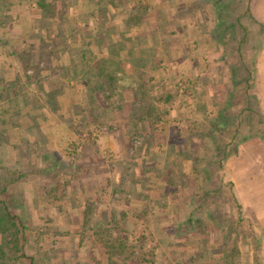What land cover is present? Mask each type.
I'll return each instance as SVG.
<instances>
[{
	"label": "rangeland",
	"instance_id": "rangeland-1",
	"mask_svg": "<svg viewBox=\"0 0 264 264\" xmlns=\"http://www.w3.org/2000/svg\"><path fill=\"white\" fill-rule=\"evenodd\" d=\"M48 1L52 3L55 13L42 18L34 3L27 4L26 0H0V21L6 23L5 26L0 25L3 44V49L0 48L3 53V58L0 59V78H4L0 82V89L6 87V97L0 101V110H4L0 114V188L5 189L2 198L9 210L24 225L25 253L34 257V264H97V259L104 264H119L120 261L125 262L124 258H120V255L117 258L115 255L112 259L107 257L103 240L108 243L109 239V245L117 246L118 235L125 226L131 234L126 245L121 244L120 248L123 246L128 252L129 245L133 242L131 237L135 239L142 235L145 237L143 251L153 250V260L152 257H143L146 261L140 264H194L193 248L202 243L208 248L206 252L210 251V256L215 257L214 264H261L264 250L260 237L263 234L256 231L252 223L245 220L244 223L242 218H238L242 210L232 198V187L225 182L223 170L220 169L217 174L213 160L206 170L210 176L203 187L209 191L205 200L197 199L199 195L196 194L193 199L190 191L180 193L177 185L165 190L168 198H164L166 206L162 209L152 206L164 205L155 202L159 195L152 194L149 199L147 195L140 193L139 187L138 193L133 192L131 188L136 186L130 183L134 173L132 171V175H128L122 164L131 158V161H145L147 165H154L158 169L159 161L164 164L168 162L169 166L173 161L181 160L178 151L212 155L217 147L206 149L208 147H203L202 140L193 139L185 130L192 123L199 136L201 131L212 127V124L218 122L220 115L224 114L228 124L219 131L211 132L217 144L234 142L230 140L234 133L235 139L253 133L264 139V124L259 122L254 112L261 110L258 100L256 101L258 98L254 90V74L248 76L245 72L238 73L236 70L237 63H252L253 49L260 46V39L256 36L257 24L250 18V9H244L246 0H233L239 3L235 9L215 8L214 3L209 7L208 0H144L146 2L143 3L148 4L150 17L137 30L146 36L147 46L151 45L156 50V54L148 60L147 72L143 75L145 80L150 79L147 82L148 95L153 97L170 91L175 98L167 108L160 103L156 104L158 109H165V114L156 123L145 118L139 121L137 131L131 132L132 136L127 129L132 128L134 119L146 112V109L141 107L139 110L140 101L133 98L130 90H124L122 108L120 111L108 112L107 120L99 110L90 111V102L86 97L87 86L78 82L85 76V70H82L80 61L76 59L77 55L68 49L70 46L86 45L92 39L95 43L88 42V48L105 55L109 52L108 44L97 45L95 38L106 36L107 29L111 40L117 43L118 34L124 32V22L130 9L135 3H140V0H128L124 7L118 6L113 16L109 14L110 18L106 20L108 23H104L105 30L95 27L98 20L96 23L87 20L89 13L96 19L98 11L97 8L90 10L87 6L81 10L82 0H66L71 5L65 4V0ZM220 2L223 5L226 1ZM197 5L204 10L203 13ZM79 10L83 16L77 25L92 32V35L87 36L77 29L74 35L76 40L72 41V36L69 37L71 23L69 20L65 22L64 16L72 12V15H77ZM109 10L111 11L110 8ZM155 10L161 15L160 23L164 25L159 31L157 23L151 17ZM104 11L108 15V11ZM239 15L243 24L235 26L234 20ZM208 17L218 19V23L214 26L202 24V20L209 21ZM230 24L231 30L227 31ZM58 27H61L66 37V46L62 45L64 36L57 34ZM245 29L247 34L244 35L242 32ZM238 30H241L242 36L237 33ZM153 32L151 38L150 33ZM28 41L34 42L33 49L30 54L22 53L21 49L26 47ZM132 42L122 44L126 48L132 44L136 49V43ZM238 43L239 48H236ZM10 52L13 53L9 56ZM118 56L114 58H125V50L121 49ZM27 59L31 67L23 69ZM72 61L75 66L65 70ZM212 63L214 65L211 66ZM155 64H159L156 69ZM77 73L81 74L76 76ZM246 77H250L249 93L255 91V99L251 105L253 112L240 114L241 108L245 107ZM193 95L204 104L203 108L197 107L198 104L192 99ZM91 96L94 104H100L97 102V95ZM28 102H32L34 108ZM224 108L226 113H218ZM213 109L214 112H211ZM111 116H118L119 119L128 117L127 123H121L116 128L112 123L114 121L110 122ZM210 118L211 123L207 120ZM261 119L264 120V116ZM88 125L92 130L91 137H86L85 126ZM252 131L254 132L251 133ZM146 134L156 138L152 142V154L142 160L145 152L140 151L139 147L148 136ZM255 135L249 136L250 143L259 140ZM117 146L121 150L122 147L125 148L123 160L119 158L120 152L116 153ZM241 146L244 144H229L227 155L233 154ZM174 166L172 164L168 171L167 178L171 182L178 178L175 177L177 174ZM100 167L105 169L102 171L105 172L104 175L109 171V177L119 179V185L116 191L112 186L108 191L103 189V195L98 196L105 201H99L100 204L96 201V204L94 200H97L99 192L94 191L100 188L97 174ZM146 172L155 178L153 169ZM155 172L160 174L161 170ZM90 178H94L92 184L95 189L89 200V190L85 184ZM199 183L195 181L190 189L195 191ZM216 187L218 193L213 194ZM173 189L176 192L174 194L171 193ZM112 199H115L114 203L111 202ZM200 202L202 204L198 208ZM148 206H152L151 209ZM0 207L2 208V204ZM117 213H123L125 217L117 218ZM188 214L192 216L189 225L185 223ZM112 215H115L113 222L119 220L120 227L108 232L102 220L106 217L110 221ZM84 220L86 224H83ZM200 221L206 223L197 228V233L201 234L192 233ZM93 226L101 227L97 237L93 234ZM185 233H189L186 234L187 241L183 239ZM252 236L255 238L254 242ZM100 255L103 258H99ZM208 263L210 262L206 261L204 264Z\"/></svg>",
	"mask_w": 264,
	"mask_h": 264
},
{
	"label": "trees",
	"instance_id": "trees-1",
	"mask_svg": "<svg viewBox=\"0 0 264 264\" xmlns=\"http://www.w3.org/2000/svg\"><path fill=\"white\" fill-rule=\"evenodd\" d=\"M77 1V0H75ZM128 0H82L81 3V10L84 8V6H87L93 10H95L97 8V13L96 15V19H93L94 16H92L91 13H89V15H87V20L90 22H94L96 23V20H98L99 23H97L96 26L100 27L101 30L104 29V23L107 22L106 20H108V18H110V16L114 15V11L117 9L118 6L122 5V7H124V5L127 3ZM65 4L67 5H71V3L69 4L68 1H63ZM140 3H135V5L132 7V9H130L128 16L126 17V20L124 22V32H121L118 34V42L115 43L111 40L110 36H109V31L106 29V31L108 32L106 34V36H101V37H96V43L97 45H101L102 43L108 44V49L109 52H107L105 55H101L99 54V52L94 51V49H89L88 47L90 46V44H88V42H92L95 43L94 40H89L87 41L86 45L83 46H70L69 47V51L71 53H74L75 55H77L76 59L78 61H80L81 66H82V70H85L83 73H86L85 76L83 75L80 79V81L78 82H83L86 86H87V91H86V97L88 98V102L89 103V110L90 111H95V110H99V112L103 113L101 115H104V117L106 118V114L110 111L112 112H116V111H120L121 107V102H122V97H123V93L124 90H130L133 94V98H136V100L140 101V107L138 108L139 110L142 109H146V112H144L142 115H140L139 117L135 118V123L133 122L131 124L132 128H128V134L133 131H137V124L139 121H142L144 118L149 120L150 122H157V119L161 116L165 114V109H158L156 104L160 103L162 104V106L167 108V105L169 104L170 106L173 103V100L175 98L174 94L170 91H165V94H161L159 93L158 95H155L153 97L148 95V86H147V82L150 81V79H146L143 77V75H145V69L148 66V60L153 57L156 54V50L154 49V47H152L151 45L147 46L146 43V37L145 35H143L141 32H139L137 29H139L140 27H142L144 24H146L148 22V19L150 17V13L148 12V4L147 3H143L146 2L144 0H140ZM27 4H32L34 3L36 5V7L40 10L41 14H42V18H48L50 16H52L55 12H54V7L52 6V3L48 0H26ZM73 4H75V2H72ZM72 4V7H73ZM66 6V5H65ZM5 6H3L4 8ZM79 7V5H78ZM197 7L200 8L199 5H197ZM109 8L111 9V11L109 10ZM81 10H79L78 14H74L72 15L74 12H72V14L70 13L64 16V21L67 22V20L70 21L71 23V32H70V36H72V41H75L76 38L74 37V35L76 34L75 32L77 31V29L80 31H82V33L84 32L85 35L87 36H91L92 32L90 31H85L82 28H80L77 24L79 19L82 18L83 14L81 12ZM108 11V15L105 14V11ZM247 10V9H246ZM106 11V13H107ZM110 14V16H109ZM154 14V15H153ZM8 15H6L4 18L6 20ZM153 16V19L155 21V23H157V28L159 31V29H162L164 27V25H161L160 23V18L161 15L158 14V11H154V13H152L151 17ZM66 19V20H65ZM159 21V23H158ZM108 23V22H107ZM0 25L5 26L6 23L5 22H1L0 21ZM78 26V27H77ZM232 25H228L227 26V31H230ZM97 28V27H96ZM59 31H58V35L60 36H64L61 27H58ZM104 29V30H105ZM134 31H136V33H133ZM132 32V33H131ZM151 32V31H150ZM141 33V34H140ZM238 34H240L242 36V34L240 33V31L238 30L237 32ZM151 34V38L153 33ZM136 40V49H134V47L132 46V44L130 45L129 48L124 47V45L122 44L123 42L129 44L130 42H132V39ZM243 39V37H242ZM6 41H4L5 43ZM8 42V41H7ZM34 42L32 41H28V43L26 44V47H24V49H21L22 53H31V50L33 49V45ZM66 37L64 36V39L62 40V45L66 46ZM236 48H239V43L238 46H236ZM124 49L125 53H126V57L123 59H115L114 57L118 58V52ZM114 50L118 51V52H113ZM13 52L8 53L9 56L12 55ZM72 62H70V65H67L64 69H72L73 65ZM160 63V62H159ZM237 65V71L239 72H245L246 75L250 76V72L248 70V65ZM159 66L155 64L154 68L156 69ZM31 67L30 61L27 59L26 61H24V65H23V69L29 68ZM243 70H242V69ZM247 68V69H246ZM81 74V73H80ZM80 74H75L76 76L80 75ZM68 78H70V76H68ZM249 79L250 77H246L244 79V84H245V89H244V102H245V107L241 108L240 110V114L242 112H253L251 105L253 100L255 99L254 96V90L251 91L252 93H249V91L251 90V84H249ZM4 81V78H0V82ZM194 91V90H193ZM4 92H6V87H2L0 89V101L6 97L4 95ZM195 92V91H194ZM91 94L97 95L96 99L98 100L97 102H99L100 104H97L95 102H93L92 96ZM230 96H232V93L229 94ZM254 97H253V96ZM99 97V98H98ZM51 98V97H50ZM138 98V99H137ZM192 99L194 100V103L198 104L197 107H199L201 109V107L203 108L204 104L202 105L199 100L197 99V97H195L194 95L192 96ZM92 100V102H91ZM113 100V101H112ZM50 101V99H49ZM52 102V100L50 101ZM30 104L31 108H34V104L31 102H28ZM56 104V102H54ZM201 104V105H200ZM39 107L41 108V105H39ZM59 107V105L57 106ZM98 107V108H97ZM198 108V109H199ZM205 109V108H204ZM203 109V110H204ZM212 108H210L211 110ZM4 110H0V114L1 112H3ZM137 112L138 111H134ZM214 112V109L211 111ZM255 115L257 117V119L259 120V122L261 124H264V120L261 119L262 113L258 110V111H254ZM217 113V111H216ZM218 113H226L225 108L222 109L221 111H218ZM129 114V113H128ZM109 115V114H108ZM115 115V114H114ZM112 117V116H111ZM127 118H122L119 119L118 116L112 117V123L115 124L116 128H118L120 126V124L122 123L123 125L127 123ZM107 120V118H106ZM133 120V121H134ZM210 123H211V118L207 119ZM218 122H215L214 124H212V127H209V129H205L203 131L200 132V135L197 136V131L195 129V127L192 125H189V129L185 130L186 132H189V136L193 137V139L195 140H202V144L203 147H208L206 149H212L214 147H217V149L215 150V152H213L212 155L209 154H202L204 155L202 158V155H199L198 152L197 153H193L191 152H183L182 155L180 154V156H183V154L185 153L187 160H189L191 162V171L194 174L193 177L194 179H197L195 181H199L200 183L196 186V190L192 191V189H190V192L192 194V197L194 199L195 194L199 195V197L197 199L202 200V199H206V197L209 195V191L206 189H203L205 183L208 181L210 174H208L207 167H209L211 164L210 162H212L211 160H213V163L216 165L214 168L217 171V174L219 173L221 166H222V162L223 160L226 158L227 155V146L229 144L232 143V145L234 146H238V145H243L249 142V136H257L259 138V141H263L264 139L262 138L261 135H257V133H253L254 131H252L251 133H253L252 135H241L239 136V139H235L236 136H234L236 133H234V135L231 137L230 140H234V142L229 141L227 144L224 143L223 145L217 144L215 139H213L212 137V133L219 131L221 129H223L225 127L227 123V119L225 118V114L224 115H220L219 119H217ZM213 122V121H212ZM93 124V123H92ZM92 124H90L92 126ZM90 125L85 126V133H86V137H91L92 135V130H90ZM176 128V127H174ZM236 132V130H234ZM212 132V133H211ZM79 133V132H78ZM209 133V134H207ZM81 134V132L79 133ZM127 135V138H129V135ZM260 134V133H259ZM132 136V135H131ZM130 136V137H131ZM154 137L151 136H147L144 138V140L142 141L139 150L140 151H145V148H151L152 147V142H153ZM211 144L213 146H211ZM219 147H218V146ZM211 146V147H210ZM210 147V148H209ZM197 149V148H196ZM154 150V149H153ZM159 152V151H157ZM182 152V151H181ZM204 148H203V153H204ZM193 153V155H192ZM237 153V151L235 150L233 152V155H235ZM178 155V154H177ZM212 158V159H211ZM129 159V158H128ZM126 160V162H130L131 164L134 161H130ZM210 164V165H209ZM134 165V164H132ZM128 167V166H127ZM214 169V170H215ZM220 178V176H219ZM229 184V183H228ZM167 188H170L169 186H172V188H174V186H177L176 184V179H174V182L171 180H169V183L167 184ZM121 190V189H120ZM5 192L4 187L0 188V204H2V208L0 207V264H34V257L31 255H27L24 251L25 249V242H26V238L24 236L23 233V229H24V225L22 224V221L17 217L16 214L12 213L9 208L7 203L5 202L4 198H2V194ZM218 193V187L215 188L214 193L213 194H217ZM232 194V191H231ZM233 195V194H232ZM232 198L234 199V197L232 196ZM202 202H200V204H198V208H200L199 205H201ZM166 204L161 205L160 207L163 208L165 207ZM237 206L239 207V205L237 204ZM3 209V211L1 210ZM192 213V212H191ZM190 213V214H191ZM188 214L187 217H185V223L191 222L192 220V216ZM238 218H240V214L238 215ZM86 221H83V224ZM206 225V223L201 222L198 226L195 227V229L193 231H191L192 233L194 232H198L197 228H199L200 225ZM94 230V236H98L99 235V228L101 227H91ZM104 228H106L109 231H111L112 229H117V225L116 223H114L113 221L110 223H106V225H104ZM179 228V227H178ZM130 232H126V231H122L121 234L118 235V245L117 246H111L109 244H111L108 239V243L107 240H103L104 244H105V248L107 250V257H113L115 255H123L124 253V249L123 246L120 248L121 244L126 245V242L128 241V238L130 236ZM188 233H185V237H183V239H187L188 235H186ZM103 238V237H102ZM144 236H139L136 237L135 239L133 237H131V240H133V242L129 245V251L123 255L124 256V260L127 261L129 259L131 260H137L139 263L141 262H145L146 260L144 258L148 257H152L151 260H153V250L152 249H148L147 251H143L144 250ZM254 236H252V241L254 242ZM163 240V238H162ZM161 240V241H162ZM225 244V243H224ZM256 248V245L254 246ZM205 253H203L202 255L200 254H195V257H208L209 252L204 251ZM211 253V252H210ZM144 257V258H143ZM143 258V259H142ZM255 260L257 259L256 255H255ZM192 259L194 261V256H192ZM148 260V259H147ZM198 261L200 260L199 258L197 259ZM257 261V260H256ZM25 262V263H24Z\"/></svg>",
	"mask_w": 264,
	"mask_h": 264
},
{
	"label": "crops",
	"instance_id": "crops-1",
	"mask_svg": "<svg viewBox=\"0 0 264 264\" xmlns=\"http://www.w3.org/2000/svg\"><path fill=\"white\" fill-rule=\"evenodd\" d=\"M225 1L226 2H224L223 5H220V3H221L220 0H208V3H209V7H211L212 3H214L213 7L219 8V9H224V8L225 9H227V8L235 9V8H238L239 3L236 2L237 0L235 2L233 0H231V1L225 0ZM247 1H248V3H247ZM249 1L250 0H246L244 9L245 10L250 9V14L252 16L250 18L252 20H254L255 23L257 24L256 36L258 37V39H260V41H259L260 46L257 47L256 49H253V53H254L253 62L248 64V70L250 72V75L252 73L254 74V90L256 91L257 98H258V99H256V101L258 100L259 108L261 109L260 112L264 116V0H251L250 3H249ZM197 8L199 9L200 12L202 11V13H203L204 10L202 8H199V7H197ZM208 18H209V21L202 20L204 22L202 24L214 26L218 23L217 22L218 19L212 20L210 17H208ZM232 24H233V22H232ZM234 24H235V26L236 25L239 26L240 24L241 25L243 24L242 19L240 18V15L235 18ZM178 27H179V29H181L179 24H178ZM239 31L241 32V30H239ZM245 33L247 34L246 29H245V32L244 31L242 32V34L245 35ZM132 41H134V43H136V40L134 38L132 39ZM0 43H1L0 48L3 49L2 37L0 39ZM4 47H6V46H4ZM2 49L0 51V59L1 60L3 58ZM4 52H5L4 55H6V49L5 48H4ZM227 53L225 54V56H223L224 58H226ZM149 61H150V59H149ZM210 65L211 66L214 65V63H212ZM0 69H1V66H0ZM146 72H147V68L145 69V73ZM147 135L148 134H146L145 136H147ZM150 136L155 137L154 135H150ZM116 149H118V151H116V153L120 152L119 158H121L123 160V158H125L123 156V154H125V151H124L125 148L122 147V150H121V148L119 149V146H117ZM153 149L154 148H152V147L151 148H145L144 149L145 151H143V153L145 152V155L144 156L142 155V160H144L145 158L147 159L149 157V155L152 154ZM157 153H159V152H157ZM121 154L123 157L121 156ZM178 154H182V153H180L178 151ZM180 157H181V160L173 161V163H171L169 166H168V162L166 164H164V162L160 163V161H159L157 164V167H159L158 169H155L156 166H154V165H147V163H145V161H142V162L138 161L139 163H136L133 160L134 162L132 164H134V165H132L130 162H126V161L123 162L122 164L126 168V173L128 175H132V171L134 173L132 176L133 181H132V183H130V184H132V186L133 185L136 186V188L135 187L131 188V189H133V192L136 191V193H138V187H139L141 189L140 193H142L143 195H147L148 198L152 194L159 195L158 198L155 200V202L165 204L164 198H168L167 193H166L167 191H165V190L169 189V188H167V186H168L167 184L169 183V180H170L167 178L168 177V171H170L172 164L175 165L174 166V169H176L175 174H177V175H175V177H178V178H176V181H177L178 187L180 188L179 192L180 193L189 192L190 186L192 185V183H195L194 177H193L194 174L191 171V162L189 160H187L185 153L183 154V156H180ZM161 164H164V165L161 166ZM136 169L138 172L136 171ZM151 169L154 170L155 178L150 177L151 175H148L146 172V171H149ZM155 170H161L160 174H159V172L156 173ZM221 170H223L222 173L224 174L225 182H228L230 184V186L232 187L231 191H232L233 197H234L235 201L237 202V204L239 205L240 210H242L240 217L243 219V222L245 223V221H246V222L252 223L254 225V228L256 229V231L258 230L259 232H261L263 234L260 237L261 238L260 242L262 243L261 247L264 250V142L259 141V140L256 141L255 143L248 142L247 144H244V146H241L239 149L237 148V153L235 155L230 154V155L226 156V158L224 159V162H222ZM102 171H105V169H101V167H100L98 169V173H97L99 175L98 176V180H99L98 185L100 186V188H97V189L93 188L94 184H92V182H94V178L88 179L86 184H85V186H88V190H89V191H87L88 192V195H87L88 199H89L90 195H92L94 192H97V193L99 192L97 194V197H96L97 200L96 199L94 200V202L96 203V201H97L98 204H100L99 201L100 202L105 201V200H101V197L99 198L100 195H103V191H102L103 189H105V191L106 190L108 191L111 189V186H112V189H115V191H116V188L119 185L117 183L119 179H117L116 177H114V178L109 177L110 176V174H108L109 171H107L108 172V173H106L107 175H104L105 172H102ZM135 173L136 174L139 173L136 178H135V175H136ZM100 175H102V176H100ZM122 181H123V179H122ZM121 184H123V183H121ZM89 186L91 188H89ZM169 187H172V186H169ZM187 187H189V188H187ZM94 189L96 191L93 192ZM91 192H93V193L91 194ZM171 193L174 194L176 192L173 189L171 191ZM114 200L115 199H112L111 202L114 203ZM139 201L141 202L142 200H139ZM152 206L157 207L158 209H162L160 206L159 207L155 206V204H153ZM151 207H149V208L151 209ZM135 210H137V209L135 208ZM142 210H144V209H142ZM123 213H126V212H123ZM123 213L122 214L120 213L119 215L117 213L116 217L117 218L121 217V216L125 217V215H123ZM111 218H112V220L109 221L106 217H104V219L102 221H104L103 223L106 225V223H110L112 221H115V215L114 216L112 215ZM116 224H117V226L120 227L119 220L118 221L116 220ZM124 229H126L125 226L122 227V231H126V232L128 231L127 229L126 230H124ZM206 232H210V231H206ZM195 233L199 234V235L201 234V233H197V232H195ZM184 241H187V239H184ZM193 249H194V251H193L192 256H194V264L195 263L201 264L202 262L204 264L206 261L210 262L208 264H214L215 263V257H211L210 253H209L207 258L199 257V256L195 257V254H197V253L202 255L203 254L202 252L204 250L208 251L207 250L208 248L206 246H204L203 243L199 244L197 246H194ZM214 250H217V249H214ZM214 252L217 253L216 251H214ZM214 252H213V254H214ZM123 253H124L123 255H125L127 252L124 251ZM118 256L119 255H117L116 258ZM113 257H111V259ZM99 258H103V256L100 255ZM120 258H124V257L122 255H120ZM198 258L200 259L199 261L197 260ZM217 260H220V259L217 258ZM97 261H98L97 264H104L99 259H97ZM260 262H261V264H264V252L262 253ZM119 264H140V263L137 260L129 259L125 262L120 261Z\"/></svg>",
	"mask_w": 264,
	"mask_h": 264
}]
</instances>
